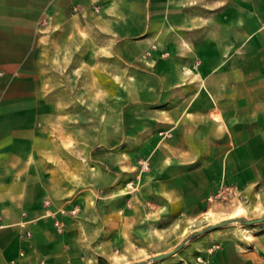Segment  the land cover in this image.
<instances>
[{"label": "crops", "instance_id": "1", "mask_svg": "<svg viewBox=\"0 0 264 264\" xmlns=\"http://www.w3.org/2000/svg\"><path fill=\"white\" fill-rule=\"evenodd\" d=\"M130 147L155 199L264 185V0H0V264H102ZM160 264H264V221Z\"/></svg>", "mask_w": 264, "mask_h": 264}, {"label": "rangeland", "instance_id": "2", "mask_svg": "<svg viewBox=\"0 0 264 264\" xmlns=\"http://www.w3.org/2000/svg\"><path fill=\"white\" fill-rule=\"evenodd\" d=\"M61 87L68 88L67 92H71L72 86L66 85L65 80L62 81ZM130 92V87L122 83V99L123 95L128 97ZM105 93H112V87L106 86ZM130 104V102L122 100V120L125 119L123 116ZM105 105L107 110V101ZM133 139L135 138L133 137ZM124 141L125 137L122 138V142ZM128 152L133 155L135 163L130 169L127 166L122 168L120 183L116 188L119 190L116 195L119 196L118 201L121 206L119 217L112 213L106 214L105 220L100 226L105 230L106 243V249L103 252L106 260H103L102 264H127L151 255L169 252L189 233L221 219L237 215L255 218L264 214V185L259 189L251 185L247 189H242L238 185L221 181L215 190L205 193L197 203L169 196L163 191L160 192L164 196L163 200L155 199L153 195L161 191L157 186L161 183L151 182V178L148 176L151 167L150 155L146 153V150H138L133 147H130ZM124 159L128 160V157ZM131 194L138 196L133 199L135 209H137L136 206L144 204V200L158 204L161 208H158L156 212V209L153 208V211L147 210L146 213L129 215L126 213L125 207L130 206L128 196ZM110 202L109 204H111ZM87 203L91 206L95 205L90 200ZM96 217L97 215L94 213L84 215V219L93 224L98 223ZM231 226L247 227V224L235 222L214 229H225ZM212 230L188 240L179 251L153 263L160 264L172 257L182 255L195 239L209 234Z\"/></svg>", "mask_w": 264, "mask_h": 264}, {"label": "water", "instance_id": "3", "mask_svg": "<svg viewBox=\"0 0 264 264\" xmlns=\"http://www.w3.org/2000/svg\"><path fill=\"white\" fill-rule=\"evenodd\" d=\"M264 221V214L260 215L259 217H255V218H247L245 216H241V215H237V216H234V217H229V218H225V219H221L215 223H212L210 225H207L199 230H196L192 233H189L180 243H178L171 251L169 252H162V253H158V254H155V255H151L145 259H142V260H138V261H134V262H131V263H128V264H147V263H150V262H155V261H158V260H162L166 257H168L169 255L179 251L183 246L184 244L200 235V234H203L207 231H210L214 228H217V227H220V226H223V225H227V224H231V223H242V224H247V225H250V224H254V223H258V222H262Z\"/></svg>", "mask_w": 264, "mask_h": 264}, {"label": "built area", "instance_id": "4", "mask_svg": "<svg viewBox=\"0 0 264 264\" xmlns=\"http://www.w3.org/2000/svg\"><path fill=\"white\" fill-rule=\"evenodd\" d=\"M46 204L48 202H45ZM59 212L63 215H71V216H76L79 212V207L77 205H74L72 208L70 209H66L65 207H61L59 209ZM21 225H24V222H21ZM54 227L55 229L58 231V232H61L64 230V227H65V223L64 221L60 220V219H55L54 220ZM26 235L27 236H30L31 233L29 231H26ZM219 247V244H214L212 249L213 248H217Z\"/></svg>", "mask_w": 264, "mask_h": 264}]
</instances>
